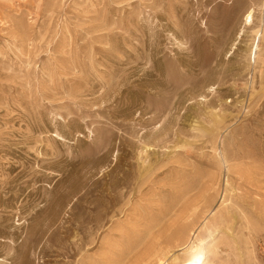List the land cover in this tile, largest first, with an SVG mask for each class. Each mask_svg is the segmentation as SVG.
<instances>
[{
    "label": "rangeland",
    "instance_id": "rangeland-1",
    "mask_svg": "<svg viewBox=\"0 0 264 264\" xmlns=\"http://www.w3.org/2000/svg\"><path fill=\"white\" fill-rule=\"evenodd\" d=\"M190 241L264 264V0H0V264Z\"/></svg>",
    "mask_w": 264,
    "mask_h": 264
},
{
    "label": "bare ground",
    "instance_id": "bare-ground-1",
    "mask_svg": "<svg viewBox=\"0 0 264 264\" xmlns=\"http://www.w3.org/2000/svg\"><path fill=\"white\" fill-rule=\"evenodd\" d=\"M246 17H248V15ZM249 17H250V15H249ZM186 247L188 248L187 252H191V253L194 252V254L191 255L190 257L185 258L184 261L182 262V264H202V256L200 253L196 252V250H198L196 248V246L193 243H191V241H190L186 245ZM158 264H169V263L164 260V261H159Z\"/></svg>",
    "mask_w": 264,
    "mask_h": 264
}]
</instances>
